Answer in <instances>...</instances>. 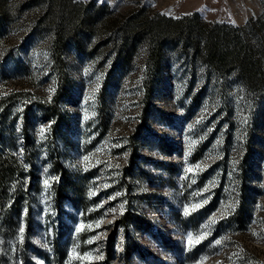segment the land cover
Segmentation results:
<instances>
[{"label": "rangeland", "instance_id": "1", "mask_svg": "<svg viewBox=\"0 0 264 264\" xmlns=\"http://www.w3.org/2000/svg\"><path fill=\"white\" fill-rule=\"evenodd\" d=\"M13 1L24 6L0 39L11 56L0 65V93H22L0 134L20 159L29 137L26 167L37 182L15 231L0 234V264H105L112 230L108 264H264V97L246 95L232 77L217 89L177 43L164 48L146 102L141 50L120 63L99 48L67 45L60 63L51 30L31 26L36 0ZM81 1L102 23L137 10L173 18L196 11L206 21L264 27V0ZM97 38L92 31V45ZM54 102L56 111L46 112ZM65 179L80 181V202L63 193ZM189 233L207 235L189 245ZM124 243L138 248L129 261Z\"/></svg>", "mask_w": 264, "mask_h": 264}, {"label": "trees", "instance_id": "2", "mask_svg": "<svg viewBox=\"0 0 264 264\" xmlns=\"http://www.w3.org/2000/svg\"><path fill=\"white\" fill-rule=\"evenodd\" d=\"M23 6L13 0H0V39L17 23ZM34 8L31 26L35 29L48 27L51 30L52 57L60 63L61 51L67 45L86 52L89 48H99L104 56L120 63H126L134 51L141 50L145 83L143 98L146 102L153 95L151 78L158 74L164 48L177 43L181 45L185 56L203 66L202 73L206 77L216 80L213 86L217 89H223L227 79L232 77L239 81L246 95L264 97V27L261 21L249 20L243 25H235L202 20L196 11L173 18L159 12L137 10L122 17H109L102 23L100 14L90 7V1L36 0ZM94 30L98 31V38L92 45L89 36ZM7 52L0 48V65L11 58ZM58 74L61 75V70H58ZM21 93H0V126L4 125L9 109ZM45 111L54 113L55 102L45 107ZM24 141L26 153L20 159L12 151L13 139H3L0 134V234L3 231H15L26 194L37 182L35 169L26 167L31 165L32 160L27 135ZM62 183L65 187L63 193H68L73 202H80V181L65 179ZM61 192L62 189H56V195L62 196ZM25 211L28 222L29 207ZM116 222H121V218ZM116 236L117 231L112 230L105 237V264L114 256ZM53 249L56 257L63 255ZM137 251V245L123 244L127 261Z\"/></svg>", "mask_w": 264, "mask_h": 264}, {"label": "snow or ice", "instance_id": "3", "mask_svg": "<svg viewBox=\"0 0 264 264\" xmlns=\"http://www.w3.org/2000/svg\"><path fill=\"white\" fill-rule=\"evenodd\" d=\"M40 132H41V135H43V133L45 132V129H44V128H41V129H40ZM193 143H194V142H190V144H189V152L191 151V147H192V144H193ZM186 155H187V153H186ZM87 160H88V158L85 157V161H87ZM186 171H187V172H192V168H188V169H186ZM44 183H45V186H47L49 182H48V180L46 179V180L44 181ZM91 194H94V193H90V195H91ZM198 206H199V205H194L193 208L198 207ZM189 211H190V209L186 207L185 210H184L185 215H188V214H189ZM214 222H215V221H211L210 223H214ZM77 231L79 232L80 229L78 228ZM20 232H21V234L24 232V228H23V227L20 229ZM206 235H207V233H204V234H202L201 236L196 237V238L194 239L193 236H192V234L189 233V234H188V238H187V242H188L189 245H192L193 243H199L200 240H202ZM220 243H221V242H220L219 240L216 241V244H220ZM101 258H102V257H101Z\"/></svg>", "mask_w": 264, "mask_h": 264}]
</instances>
